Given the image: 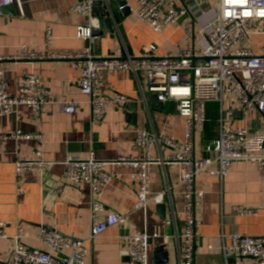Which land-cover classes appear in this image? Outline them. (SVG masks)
Returning a JSON list of instances; mask_svg holds the SVG:
<instances>
[{
    "label": "crops",
    "instance_id": "0c3cea01",
    "mask_svg": "<svg viewBox=\"0 0 264 264\" xmlns=\"http://www.w3.org/2000/svg\"><path fill=\"white\" fill-rule=\"evenodd\" d=\"M80 0H21L13 7L3 8L0 15V56L11 57L21 48L38 52H84L89 49L94 55L124 56L126 53L140 54L151 43L158 47V55H167L186 48L187 35L184 19L161 32H156L147 22L136 19L126 7L119 9L115 2L112 18L113 31L103 32L90 40L78 36V27L84 17L73 12L71 6ZM137 7L138 0H127ZM210 2L215 0H208ZM93 16V15H92ZM98 18V17H97ZM199 26L194 25L196 37ZM48 28L51 35L48 36ZM97 29V30H98ZM200 33V31H199ZM244 45L260 52L264 45V34L250 33ZM8 92L15 94L24 71L39 75L44 85L57 100H72L77 103L72 113L61 111L58 104L50 105L45 112L35 117L30 108L20 106L15 113L0 116V133L22 130L40 134L41 138H8L0 147V221L4 222L5 236L0 238V264L9 258L16 243V234L22 227L21 241L27 246L46 248L39 240L43 227L57 228L70 237L88 238L91 232V203L96 196L87 182L69 183L64 177V162L70 157L87 158L94 155L101 160H117L124 156L140 155L136 144V132L144 128L158 134H167L184 141L185 118L178 113L176 102L167 100L161 106L152 104L142 75L130 69L101 71L99 89L103 96L116 97L125 94L128 102L138 101L136 118L130 108L110 100L105 112L92 121L89 95L78 86L79 70L68 59L1 61ZM232 109L225 112L224 122L232 126H247L259 130L264 114L257 109H247L226 91L222 104L209 102L206 105L207 125L203 132L195 134V156L207 155L203 141L218 136L220 107ZM42 143V156L52 160V169L45 174L39 171H24L21 188L16 183V152L33 156V150ZM164 154L168 150H164ZM217 162L199 173L196 185L204 191L197 206V218L201 221L200 250L196 264H219L224 261L222 245H229L237 232L264 236V177L257 166L249 161L238 160L229 166L223 177L214 173ZM110 171L118 174L104 187L100 199L113 210L125 215L119 222L93 240L86 242L87 264H136L125 255L128 234L146 230L158 232L150 242V262L154 264L155 248L165 244L169 253V264H181L185 246V193L180 182L179 165L152 164L151 191L165 190L164 208L150 204L146 211L133 210L136 200V184L130 179L134 170L127 164H110ZM238 206L255 208V213H239ZM230 264H258L254 257H229Z\"/></svg>",
    "mask_w": 264,
    "mask_h": 264
},
{
    "label": "built area",
    "instance_id": "2783aa9c",
    "mask_svg": "<svg viewBox=\"0 0 264 264\" xmlns=\"http://www.w3.org/2000/svg\"><path fill=\"white\" fill-rule=\"evenodd\" d=\"M94 0H80L71 6V10L82 14V24L78 27V36L94 39V30L100 28V21L92 16ZM21 4V0H0V15L9 4ZM128 7L134 17L147 22L156 32L163 31L185 16L187 46L167 55L157 54V45L151 43L140 54L126 53L124 56L109 55L98 57L89 49L84 52H38L21 48L11 56H0V116L17 112L20 106L30 108L37 117L52 104H58L61 111L72 113L76 110L75 101L57 100L43 79L30 71H24L19 79L15 94L8 92L1 61L6 58L16 60L68 59L79 70L78 86L89 95L92 108V121H96L106 110L108 101L126 105L128 97L118 93L116 97L103 96L99 89L101 71L130 69L136 75H142L147 92L157 94L162 102H176V109L185 118L186 138L184 141L158 134L144 128L137 129L136 144L140 155H129L117 160H101L94 155L87 158L70 157L63 163L64 177L69 183L87 182L94 194L91 203V232L88 238L70 237L57 228L43 227L39 240L46 248L27 246L21 241L22 227L19 228L9 258L4 264H87L86 242L93 240L109 227L126 219L117 211H107V205L100 199L104 187L118 174L110 171V164H127L134 170L130 179L136 184V200L133 210L146 211L150 204L165 201V190L151 191V166L179 165L180 182L185 193V229L183 245L184 258L181 264H196L200 250L197 206L204 191L197 187V175L217 162L218 169L213 171L223 177L229 166L238 160L255 164L264 177V121L259 130L247 126H232L224 122L225 112L220 107V128L218 136L203 141V150L207 155L195 156V134L203 132L207 120L206 105L209 102L222 104L223 94L230 91L234 98L247 109H257L264 114V45L260 52H254L244 45L249 32L264 34V0H138L137 7L119 5L122 10ZM198 24L201 36H195L193 28ZM51 35L48 28V36ZM41 138L40 134H31L16 130L0 133V147L8 138ZM42 143L28 157L19 151L15 156L16 183L21 188L24 171L48 173L55 162L42 156ZM164 150H168L164 154ZM239 213H255L256 209L238 206ZM5 223L0 221V238L5 236ZM158 232L149 234L146 230L137 234H128L124 254L136 264H151L149 240L158 236ZM224 261L230 264L229 257L250 256L264 264V236L237 232L229 245H222Z\"/></svg>",
    "mask_w": 264,
    "mask_h": 264
},
{
    "label": "water",
    "instance_id": "95a60500",
    "mask_svg": "<svg viewBox=\"0 0 264 264\" xmlns=\"http://www.w3.org/2000/svg\"><path fill=\"white\" fill-rule=\"evenodd\" d=\"M115 2L118 5H122L126 3V0H94L93 1V8H92V15L95 17H98L99 21L101 22V25L103 27V30L107 31H113L112 28V18L115 13ZM14 4H9L4 6V8H10L13 7ZM125 9V8H124ZM122 9V10H124ZM185 16L181 17V19H184ZM102 30H94L93 34L98 35L101 34ZM149 102L152 104L161 106L162 101L158 99L157 94H151L148 96ZM128 108L133 111V118H136V112L138 109V101L135 99H131L127 103ZM158 207L164 208V204H158ZM151 242V239L149 240V244ZM155 259L154 264H169V253L168 250L165 248V244H160L156 246L155 248Z\"/></svg>",
    "mask_w": 264,
    "mask_h": 264
},
{
    "label": "rangeland",
    "instance_id": "374dc122",
    "mask_svg": "<svg viewBox=\"0 0 264 264\" xmlns=\"http://www.w3.org/2000/svg\"><path fill=\"white\" fill-rule=\"evenodd\" d=\"M208 2L210 3V1H208ZM211 4L214 5V1H212ZM196 25L198 26V24H196ZM196 30H197V36H199L200 33H199V31H198V27L196 28Z\"/></svg>",
    "mask_w": 264,
    "mask_h": 264
},
{
    "label": "trees",
    "instance_id": "16d2710c",
    "mask_svg": "<svg viewBox=\"0 0 264 264\" xmlns=\"http://www.w3.org/2000/svg\"><path fill=\"white\" fill-rule=\"evenodd\" d=\"M206 125H207V120H206V122H205L204 128L206 127Z\"/></svg>",
    "mask_w": 264,
    "mask_h": 264
}]
</instances>
